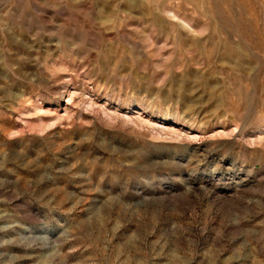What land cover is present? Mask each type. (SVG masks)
Here are the masks:
<instances>
[{"label": "rangeland", "instance_id": "obj_1", "mask_svg": "<svg viewBox=\"0 0 264 264\" xmlns=\"http://www.w3.org/2000/svg\"><path fill=\"white\" fill-rule=\"evenodd\" d=\"M0 264H264V0H0Z\"/></svg>", "mask_w": 264, "mask_h": 264}, {"label": "bare ground", "instance_id": "obj_2", "mask_svg": "<svg viewBox=\"0 0 264 264\" xmlns=\"http://www.w3.org/2000/svg\"><path fill=\"white\" fill-rule=\"evenodd\" d=\"M41 110V109H40ZM33 124V123H32ZM39 126H41V128L43 127V123H40V124H38ZM37 125V126H38ZM40 128V127H39ZM43 129V128H42Z\"/></svg>", "mask_w": 264, "mask_h": 264}]
</instances>
